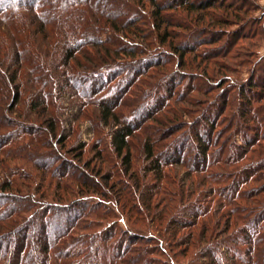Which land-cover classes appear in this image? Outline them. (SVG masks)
I'll return each instance as SVG.
<instances>
[{
	"label": "trees",
	"instance_id": "obj_1",
	"mask_svg": "<svg viewBox=\"0 0 264 264\" xmlns=\"http://www.w3.org/2000/svg\"><path fill=\"white\" fill-rule=\"evenodd\" d=\"M233 2L0 0V264H264V57H233Z\"/></svg>",
	"mask_w": 264,
	"mask_h": 264
},
{
	"label": "rangeland",
	"instance_id": "obj_2",
	"mask_svg": "<svg viewBox=\"0 0 264 264\" xmlns=\"http://www.w3.org/2000/svg\"><path fill=\"white\" fill-rule=\"evenodd\" d=\"M224 1V0H222ZM227 2H232L236 1L237 5H241L243 6L244 3H246L248 5V14L247 15H241L242 20L241 22H238V26L236 25V23H234L233 25H231L229 28L226 27L224 29H228L230 31H238L239 33H241V35L243 36L244 34L246 35L247 38H243L242 40L239 41L238 43V48L236 49L235 53H233V57L236 56V54L238 55V62H248L252 63V62H256L258 61L260 58L264 57V40L259 41L260 38H248L250 35V33H254L251 32V28H253V31H257L258 29H256L257 27L263 28L264 29V0H225ZM238 1V2H237ZM218 14H222V12H217ZM245 21V23H244ZM245 24V26H243ZM214 27H212L213 30ZM255 28V29H254ZM215 29V28H214ZM224 46V44H222ZM242 48V49H240ZM244 48V49H243ZM240 49V50H239ZM239 51V52H237ZM240 55V56H239ZM245 55V56H243ZM258 59V60H257ZM219 63L221 64V66L223 67H230L229 71L227 73H225V77H227V79H231L234 80L235 82L241 83V82H245L248 80L249 75H250V65L246 64L244 67L242 66H235V61L231 60V59H219L218 60ZM242 62V63H243ZM189 73H194V72H189ZM195 74V73H194ZM218 78V77H216ZM220 78V77H219ZM192 79L188 78V81H185L184 84L187 85L188 83L192 84ZM199 82H194L193 85H197ZM183 84V85H184ZM184 85V86H185ZM184 87H180V90H183ZM217 93H212L209 95V97L207 99L216 97ZM192 100H197V101H206L205 98H203L201 95L199 94H193L191 96ZM77 104H79L78 100L73 99L70 97L69 94H66L64 96L63 99V107H64V112H63V121H65L66 124V133L70 134L72 132H77L76 137H77V143H88L92 140V136H90V133L92 131V124L88 121H79L77 120ZM204 104V103H203ZM76 105V106H75ZM202 106V104H201ZM203 107V106H202ZM187 108L190 110L192 109V114H190L189 117H195L197 115V111L199 110V107H191V106H187ZM95 111V110H94ZM190 118H186L185 121H189ZM224 119H227V116H224ZM77 121V122H76ZM73 124V125H72ZM70 125L74 126L73 131L70 128ZM137 155V154H136ZM142 165V164H139ZM124 225V224H122ZM172 253V252H171ZM147 259L149 260V262H153L152 264H167V259L164 257H160L158 255L155 256H148ZM185 262V260H182V262ZM183 262V263H184ZM176 264H181L178 261H175ZM170 264H172L170 262Z\"/></svg>",
	"mask_w": 264,
	"mask_h": 264
}]
</instances>
